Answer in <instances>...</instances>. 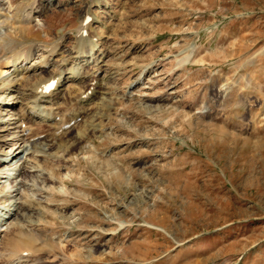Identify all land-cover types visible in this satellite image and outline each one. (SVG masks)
<instances>
[{
	"label": "rangeland",
	"instance_id": "obj_1",
	"mask_svg": "<svg viewBox=\"0 0 264 264\" xmlns=\"http://www.w3.org/2000/svg\"><path fill=\"white\" fill-rule=\"evenodd\" d=\"M46 5L40 22L13 33L16 42L60 44L57 63L85 24L100 60L83 64L104 99L88 100L56 145L0 169V179L13 174L0 181V220L21 227L0 239V262L16 264L32 247L28 264H264V0ZM44 69L20 87L52 66ZM82 85L62 83L63 111L76 107ZM24 106L2 109L0 127ZM84 122L97 129L81 141Z\"/></svg>",
	"mask_w": 264,
	"mask_h": 264
},
{
	"label": "bare ground",
	"instance_id": "obj_2",
	"mask_svg": "<svg viewBox=\"0 0 264 264\" xmlns=\"http://www.w3.org/2000/svg\"><path fill=\"white\" fill-rule=\"evenodd\" d=\"M14 1L15 0H0V113H2V109L6 108V106L9 107L15 105L18 104V102L25 104V106L21 108L22 110L18 117L12 116L17 114L14 111L11 112V114H8L10 117L7 121L5 120V125L3 123L0 127V141L2 142L0 145L5 144L9 146L8 156L5 158L0 157V169H3L4 167L6 168L7 164L10 165L13 163L16 165L17 162H20L24 158V155L27 152L35 153L36 151H45V146L53 145L51 144L52 142H55L56 145V139H58L56 134H60L61 136L64 135V127L69 126L82 115L86 116L88 110H85V108L88 100L98 96V93L103 94L101 97L104 99V92L99 89L102 85V83H100V78H98L99 76L97 77L94 72L92 73L90 71V66L83 64L84 59L90 61L91 58H95L90 62L91 64L97 63L99 59L96 55V52L99 49V40L92 36L84 35V32L86 31L84 27L85 24L81 26V29L79 30L80 32L76 37L77 43L71 48V52L68 53L66 57L60 58L56 63V61L52 60L54 56L61 53L59 51V49H61L60 44L53 47L44 44L39 45V43L33 41L29 44H19L13 37L14 32L19 33V35L23 34L25 31L27 32L28 29L32 28L31 24L33 22H40L42 20L41 15H43L47 9L46 4L52 3V0H48L47 3L46 1L44 3L40 0H21L18 3ZM6 4H8L10 10L8 13L3 12ZM39 58H42L40 62H38ZM71 58L75 62L73 61L74 63L67 65L68 60ZM80 60H82V64H80ZM51 66L52 70L48 76H43L35 84L26 88L20 87V82L29 79L30 72L36 73L38 70L44 72L46 70L44 67ZM67 70H70L71 72V76L69 77L63 75ZM67 79H69V81L71 79H81V82L83 83L82 88L84 89L79 93V97L75 99L76 107L71 111H63L59 105V100L64 98V96L62 97L61 95L60 86ZM53 80L56 81L57 85L54 88L48 89L47 84ZM3 89H12L11 91L17 92L18 95L14 97L12 96L11 98H4L5 92L7 93L8 91H3ZM23 99L26 101L23 102ZM8 112L10 113V109H8ZM13 119L15 120L13 121ZM53 121L58 123L59 127L54 129L53 132L45 133L44 126L48 125V122ZM84 124V131L82 130L83 132H78L81 141L91 138L97 129V124L95 122H84ZM4 132L9 133V136L3 139L1 137L5 134ZM76 144V142L67 144L65 146L67 154L62 157L60 156L61 159H59L65 162V156L67 157V155L71 153V150ZM13 169L14 168H12V170ZM3 177L0 181L6 177L13 176L11 174L8 176L3 175ZM13 205L15 206V204ZM13 209L14 208H9V210ZM4 225L5 223H2L0 220V239L4 234L8 236L13 235L17 230L19 232V229L21 228L14 226L10 228L7 227L6 229L4 228ZM30 243L31 242L29 241L27 244ZM1 253L2 248L0 247V254ZM30 253H32V255L35 254L32 247L22 248V254L16 257L18 263L24 262L23 264H28L26 262L32 261L33 259L31 260L28 258V254ZM0 264L2 263L0 262Z\"/></svg>",
	"mask_w": 264,
	"mask_h": 264
}]
</instances>
